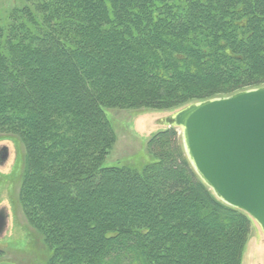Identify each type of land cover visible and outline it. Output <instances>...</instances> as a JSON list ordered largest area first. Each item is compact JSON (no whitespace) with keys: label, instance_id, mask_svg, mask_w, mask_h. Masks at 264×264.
Here are the masks:
<instances>
[{"label":"trees","instance_id":"16d2710c","mask_svg":"<svg viewBox=\"0 0 264 264\" xmlns=\"http://www.w3.org/2000/svg\"><path fill=\"white\" fill-rule=\"evenodd\" d=\"M15 2L0 12V135L25 151L35 264H242L254 221L200 179L179 129L148 140L142 168L107 167L106 109L264 87V0Z\"/></svg>","mask_w":264,"mask_h":264},{"label":"water","instance_id":"95a60500","mask_svg":"<svg viewBox=\"0 0 264 264\" xmlns=\"http://www.w3.org/2000/svg\"><path fill=\"white\" fill-rule=\"evenodd\" d=\"M157 123L182 131L185 153L200 179L264 234V87L192 103ZM8 157L7 150L2 160ZM6 228L7 215L1 213L0 234Z\"/></svg>","mask_w":264,"mask_h":264},{"label":"rangeland","instance_id":"374dc122","mask_svg":"<svg viewBox=\"0 0 264 264\" xmlns=\"http://www.w3.org/2000/svg\"><path fill=\"white\" fill-rule=\"evenodd\" d=\"M15 0H0V12L13 9ZM177 110H116L106 109L107 118L117 136L108 155L107 167L142 168L151 162L148 140L163 127L157 121ZM178 133L182 136V131ZM9 157L0 158V211L7 215V228L0 234L4 257L0 264H35L43 257L42 244L29 228L18 199L20 177L25 167V151L14 137L0 135V150ZM242 264H264V234L253 222Z\"/></svg>","mask_w":264,"mask_h":264},{"label":"flooded vegetation","instance_id":"af4514ba","mask_svg":"<svg viewBox=\"0 0 264 264\" xmlns=\"http://www.w3.org/2000/svg\"><path fill=\"white\" fill-rule=\"evenodd\" d=\"M6 148H3L0 150V158L2 159L6 154H7V151L5 150ZM1 211H0V216H1Z\"/></svg>","mask_w":264,"mask_h":264}]
</instances>
